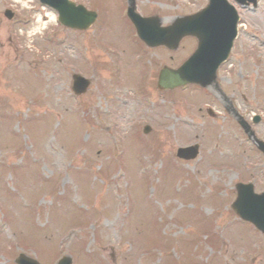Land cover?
<instances>
[{
	"label": "rangeland",
	"instance_id": "1",
	"mask_svg": "<svg viewBox=\"0 0 264 264\" xmlns=\"http://www.w3.org/2000/svg\"><path fill=\"white\" fill-rule=\"evenodd\" d=\"M91 1L100 15L101 6ZM27 2L30 9L0 0V264H14L21 253L40 264L63 256L72 264H264V235L229 211L228 188L235 194L238 175L227 177V186L210 175L218 165L238 173L246 160L250 171L261 165L259 154H251L253 145L215 101L209 100L215 113L210 119L197 109L204 95L162 97L155 88L160 69L174 67L193 46L138 55L131 26L118 21V0L102 4L114 22L97 21L81 34L62 28L34 0ZM143 2L161 3L152 7L164 25L206 5ZM11 6L22 10L15 18L20 22L4 18ZM238 12L239 39L221 86L264 141V0ZM143 71L151 73V96L130 90ZM73 74L91 81L83 96L71 91ZM254 114L262 119L257 125L251 124ZM145 124L152 128L146 136L140 128ZM197 142L207 164L175 158L178 148ZM215 146L219 151L212 153ZM149 154L154 160L148 163ZM147 166L157 170L147 173ZM259 170L264 174V166ZM257 184L261 191L264 175Z\"/></svg>",
	"mask_w": 264,
	"mask_h": 264
},
{
	"label": "water",
	"instance_id": "2",
	"mask_svg": "<svg viewBox=\"0 0 264 264\" xmlns=\"http://www.w3.org/2000/svg\"><path fill=\"white\" fill-rule=\"evenodd\" d=\"M55 0L46 2L52 6ZM243 3V0H238ZM255 2V0H249ZM216 5V3H214ZM55 9L60 13V21L63 25L79 30L87 29L94 21L93 16L82 8H75L67 0H62V5L55 4ZM217 6V5H216ZM207 10L203 14L177 20V24L167 29L169 39H162L160 36L152 39L146 38L145 32H140L144 41L150 46H158L170 43L172 33L179 34L175 39L176 43L180 37L193 34L199 38V47L195 57L191 58L182 69L172 72L163 71L160 77V88H175L187 83H197L202 86L208 85L214 78V73L219 62L224 59L236 38V25L238 17L232 8L224 11V19L220 20L218 14L222 9ZM213 12V13H212ZM211 22V27L207 37L203 36L201 28ZM177 29V31H176ZM175 30V31H174ZM165 32L166 30H161ZM160 31L157 32V35ZM73 91L77 95H82L89 87V81L80 77H74ZM260 148L264 152V145ZM179 156L185 159H193L196 156V149H184L179 151ZM234 210L243 219L252 222L258 229L264 232V194L255 196L251 186H238V199L234 205ZM27 260V259H26ZM23 257L18 260V264H35L26 261ZM68 264V263H63Z\"/></svg>",
	"mask_w": 264,
	"mask_h": 264
},
{
	"label": "flooded vegetation",
	"instance_id": "3",
	"mask_svg": "<svg viewBox=\"0 0 264 264\" xmlns=\"http://www.w3.org/2000/svg\"><path fill=\"white\" fill-rule=\"evenodd\" d=\"M106 1H107V0H100V4H103V3H105ZM132 1H134V7L136 8V12L140 13L142 16H146V15H148V14H150V15L153 14V13H149V12H147V11L141 9V8L139 7V5L136 3V0H127V3H125V4H126L125 8H123L122 11H121V13L119 14V16H120V20H121V18H124V19H122L123 22L125 21L127 24L130 23V20L128 19V17H127L126 14H127V10H128L129 4H130ZM121 7H123V6H120V8H121ZM108 13H109V11H108ZM124 14H125V16H124ZM112 16H113V15H112ZM112 16H107V17H105V18H107V21H110V23H111V18H112ZM120 22H122V21H120ZM125 22H124V23H125ZM220 79H222V77H221ZM216 86H217V85H216ZM216 89H217L216 91L220 92V95H222L220 88L218 89V87H216ZM183 91H187V89H186V90H183Z\"/></svg>",
	"mask_w": 264,
	"mask_h": 264
},
{
	"label": "clouds",
	"instance_id": "4",
	"mask_svg": "<svg viewBox=\"0 0 264 264\" xmlns=\"http://www.w3.org/2000/svg\"><path fill=\"white\" fill-rule=\"evenodd\" d=\"M17 3H19L20 7L23 9H30L31 8V5L29 2H27V0H17ZM37 23H39V18H37ZM42 27H43V25H40V28H42ZM40 28L35 29V31L39 32ZM30 35H31V33H30Z\"/></svg>",
	"mask_w": 264,
	"mask_h": 264
}]
</instances>
